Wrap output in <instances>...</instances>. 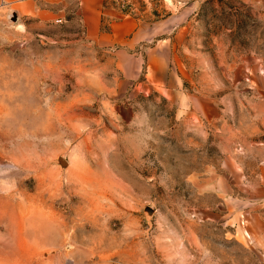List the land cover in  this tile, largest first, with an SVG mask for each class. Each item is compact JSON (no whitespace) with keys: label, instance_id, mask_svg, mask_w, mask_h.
I'll return each instance as SVG.
<instances>
[{"label":"rangeland","instance_id":"rangeland-1","mask_svg":"<svg viewBox=\"0 0 264 264\" xmlns=\"http://www.w3.org/2000/svg\"><path fill=\"white\" fill-rule=\"evenodd\" d=\"M0 264H264V0L0 2Z\"/></svg>","mask_w":264,"mask_h":264},{"label":"crops","instance_id":"crops-1","mask_svg":"<svg viewBox=\"0 0 264 264\" xmlns=\"http://www.w3.org/2000/svg\"><path fill=\"white\" fill-rule=\"evenodd\" d=\"M50 0H0L3 6L15 9L20 13H31L33 8L41 12L44 3Z\"/></svg>","mask_w":264,"mask_h":264},{"label":"water","instance_id":"water-1","mask_svg":"<svg viewBox=\"0 0 264 264\" xmlns=\"http://www.w3.org/2000/svg\"><path fill=\"white\" fill-rule=\"evenodd\" d=\"M16 18H17V14H16V12H13V13H12V20L15 21Z\"/></svg>","mask_w":264,"mask_h":264}]
</instances>
